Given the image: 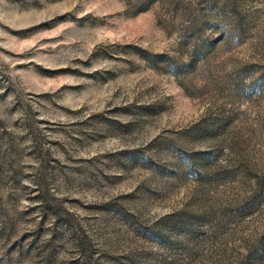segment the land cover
<instances>
[{"label": "rangeland", "instance_id": "rangeland-1", "mask_svg": "<svg viewBox=\"0 0 264 264\" xmlns=\"http://www.w3.org/2000/svg\"><path fill=\"white\" fill-rule=\"evenodd\" d=\"M0 17V264H264V0Z\"/></svg>", "mask_w": 264, "mask_h": 264}, {"label": "snow or ice", "instance_id": "snow-or-ice-1", "mask_svg": "<svg viewBox=\"0 0 264 264\" xmlns=\"http://www.w3.org/2000/svg\"><path fill=\"white\" fill-rule=\"evenodd\" d=\"M0 19H2V17H0Z\"/></svg>", "mask_w": 264, "mask_h": 264}]
</instances>
